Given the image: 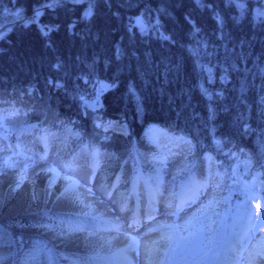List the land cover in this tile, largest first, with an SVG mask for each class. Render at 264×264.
I'll return each mask as SVG.
<instances>
[{
	"label": "trees",
	"instance_id": "1",
	"mask_svg": "<svg viewBox=\"0 0 264 264\" xmlns=\"http://www.w3.org/2000/svg\"><path fill=\"white\" fill-rule=\"evenodd\" d=\"M52 1L0 0V116L25 117L17 129L0 127V153L15 162L51 157L102 176L118 192L117 215L137 212L138 183L147 215L149 188L170 210L183 186L221 189L233 179L228 166L245 161L264 196V0ZM119 124L122 131L113 129ZM153 130L171 139L167 146L149 139ZM175 143L191 150L172 182L156 159ZM7 173L0 169V178ZM9 192L0 202V264H25L36 247L44 250L39 264L127 260L129 245L175 224L136 233L120 248L110 238L94 248L75 227L114 234L111 216L76 213L48 195L8 208ZM262 251L251 264H264Z\"/></svg>",
	"mask_w": 264,
	"mask_h": 264
},
{
	"label": "rangeland",
	"instance_id": "2",
	"mask_svg": "<svg viewBox=\"0 0 264 264\" xmlns=\"http://www.w3.org/2000/svg\"><path fill=\"white\" fill-rule=\"evenodd\" d=\"M82 1L84 0H77V2ZM55 3L51 2V4ZM10 17L14 21L22 18L19 17L18 12H13ZM140 22L141 20L138 18L137 24ZM24 119V116L13 114L0 116V127L17 129L21 127V122ZM123 127L119 124L114 125L113 129L122 131ZM149 139L156 146L165 144L167 146L171 141L165 133L157 130L151 131ZM175 145L178 147L173 146L172 152L161 151L156 159L162 178L172 182L179 180L186 171L188 162L185 158L191 150L189 147H184L187 145L186 143L179 145L175 143ZM27 156L28 159L15 162L13 156L5 157L4 152L0 153V169L8 170V173L2 179L0 178V202L3 203L4 199L1 195L7 186L10 191L8 208L18 209L16 207H19V209L25 210L28 206L30 207L27 201L31 199L35 202L43 201V197L46 195L56 197L57 200H61L60 203L64 205L63 207L74 210L76 213L84 212L83 209H86L89 212L111 216L113 223H116L113 225L118 232L109 235H96L82 226L75 227L76 233L74 234L80 236L81 239L85 238L88 245L93 244L92 247L101 248L103 243L110 238L109 246L120 248L133 239L132 232L128 233V230L132 229L130 219H126L128 216L122 217L116 213L114 201L118 197V192L103 186L102 176L99 178L98 175L95 177L93 174H84L83 171L74 172L73 169L65 167L59 160H53L51 157L42 160L30 154ZM5 160L14 166H4L2 162ZM214 164L211 159L210 165H208L209 176L216 172ZM228 167L232 169L231 183L229 182L221 189L215 188L212 183L200 187L198 184L192 186V196L186 198L190 201L189 207L182 209L180 206V208H176L177 212H169V210L166 211L155 206L157 210H154L147 219L145 217L140 220L139 229L145 231L144 229L150 228L151 225H161L163 222L173 221L176 224L170 231L161 235L152 234L151 237L145 235L142 237L143 239L136 241L134 246L131 244L133 247L128 244L131 262L121 264H154L153 261L157 259L158 252L161 255L162 250L165 251L168 248L163 264H181V262L213 264L212 259L217 253H223L220 264H245L246 260H248V264H251L252 256H255L258 251L263 250L262 252H264V196L260 197L261 181L258 180V177L251 176L252 170L249 161H245L241 165L230 164ZM21 177H24L22 182H20ZM73 182V190L66 191L68 185ZM143 186L138 183L136 191L138 192V189ZM46 187L48 188L46 189ZM12 197L14 198L12 199ZM138 197V203H140L141 196ZM66 201H69V206H66ZM34 202L33 204H35ZM234 241L239 244L235 250L233 249ZM225 249L234 251V257L227 258L224 254Z\"/></svg>",
	"mask_w": 264,
	"mask_h": 264
},
{
	"label": "snow or ice",
	"instance_id": "3",
	"mask_svg": "<svg viewBox=\"0 0 264 264\" xmlns=\"http://www.w3.org/2000/svg\"><path fill=\"white\" fill-rule=\"evenodd\" d=\"M53 2H57V0H53ZM90 14H91V11H90V10H89L88 12H86V15H90ZM39 15H40V13L37 12V13H36V16L38 17ZM261 15H264V13H261ZM31 22L35 23L36 20L34 19V20L31 21ZM2 163H3L4 166H8V167H13V166H14V165L9 164V162L6 161V160L3 161ZM65 167L71 168V164L65 165ZM50 170H51V169H50ZM52 171H54V170H52ZM23 179H24V177H21V178H20V182H22ZM69 179H70V178H69ZM73 188H74V182L68 185V188L66 189V191L73 190ZM0 238H2V237H0ZM134 243H135V242H133V244H134ZM130 247H131V245H130ZM43 251H44V250H43L42 248H40V247H36V248H34L32 254H31L30 257L28 258V260L25 261V264H29V261L34 262V264H39V256H40V254H41Z\"/></svg>",
	"mask_w": 264,
	"mask_h": 264
}]
</instances>
